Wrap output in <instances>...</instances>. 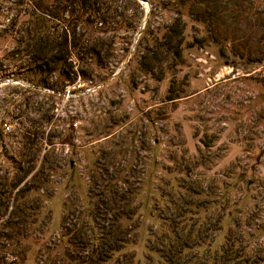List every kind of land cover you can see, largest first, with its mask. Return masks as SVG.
<instances>
[{
	"label": "rangeland",
	"instance_id": "1",
	"mask_svg": "<svg viewBox=\"0 0 264 264\" xmlns=\"http://www.w3.org/2000/svg\"><path fill=\"white\" fill-rule=\"evenodd\" d=\"M126 213L134 264H264V0H0V264Z\"/></svg>",
	"mask_w": 264,
	"mask_h": 264
},
{
	"label": "trees",
	"instance_id": "2",
	"mask_svg": "<svg viewBox=\"0 0 264 264\" xmlns=\"http://www.w3.org/2000/svg\"><path fill=\"white\" fill-rule=\"evenodd\" d=\"M76 14V18H79L81 15L76 11L71 13L72 19L73 15ZM88 16V15H87ZM69 26V23H67ZM61 47L65 50V41L61 44ZM73 126V123H71ZM3 131V129H1ZM123 219L131 220V215L126 213L124 217L113 216V223H117L118 227H111L109 231H107L105 238L100 239L99 243L94 247L92 251V255L90 256V264H134L135 255L128 251V238L127 233L129 227H119V223ZM166 242L164 245H159L160 247H155L156 244L151 241L149 244V252L154 254L155 257L158 258L154 262L152 258L148 257L150 264H184L186 260V256L184 254V242L181 243V247L177 249L173 246L172 236L166 235ZM101 240V241H100ZM104 240V241H102ZM222 258H226L225 264H228L227 260L232 261V264H235V258H239L243 256V253L239 254V250H236L234 247H226L222 250ZM178 259L179 261L174 262V259ZM181 259V260H180ZM234 262V263H233ZM216 264V263H214Z\"/></svg>",
	"mask_w": 264,
	"mask_h": 264
},
{
	"label": "built area",
	"instance_id": "3",
	"mask_svg": "<svg viewBox=\"0 0 264 264\" xmlns=\"http://www.w3.org/2000/svg\"><path fill=\"white\" fill-rule=\"evenodd\" d=\"M4 129L6 130V131H8L9 129H10V125H9V123H4Z\"/></svg>",
	"mask_w": 264,
	"mask_h": 264
}]
</instances>
